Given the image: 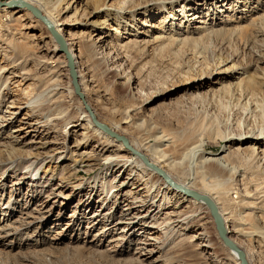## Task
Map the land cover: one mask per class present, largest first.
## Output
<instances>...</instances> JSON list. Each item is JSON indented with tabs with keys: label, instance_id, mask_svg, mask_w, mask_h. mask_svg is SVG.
I'll return each mask as SVG.
<instances>
[{
	"label": "rangeland",
	"instance_id": "rangeland-1",
	"mask_svg": "<svg viewBox=\"0 0 264 264\" xmlns=\"http://www.w3.org/2000/svg\"><path fill=\"white\" fill-rule=\"evenodd\" d=\"M7 1L17 0L0 3ZM116 1L123 2L99 0L105 8L93 19L99 23L95 38L107 32L106 41L116 48L117 66L122 68L105 72L100 65L91 72L97 83L88 82V98L97 117L110 127L119 123L120 114L130 111L131 125L120 127L128 140L143 135L154 144L165 133L176 142V148L201 140L202 147L188 152L181 162L184 166L171 172L184 183L213 189L215 197L225 198L220 200L222 204L235 200L242 176L248 191L264 187V171L245 155L244 160L233 159L236 154L231 159L239 179L226 172L209 180L214 162L200 165L202 156L218 157L226 152L224 148L237 145L226 138L240 139V132L264 126V0H128L124 16L110 9ZM10 10L14 13L10 19H0V114L14 99L25 104L46 88L48 71L39 67L45 56L35 42L50 43V49L54 48L50 33L34 18L25 23L34 26L37 40L21 37V24L15 19L24 8L14 5ZM105 20L107 27L101 25ZM160 35L164 39L156 42ZM130 40L141 46L134 51L120 50ZM81 69L85 72L83 65ZM63 81L67 89H73L70 75ZM74 96L73 107L57 101L53 106L34 108L29 122H45L43 116L66 111L68 119H79L83 112L77 107L83 105ZM52 108L56 109L50 112ZM29 110L0 131V264H236L225 243L226 248L218 240L207 209L183 202L171 190L165 199L166 190L158 177L134 168L131 156L117 152L115 146L104 147L106 143L85 122L72 129H66L63 120L44 126L33 148L28 144L34 135L20 145L13 144L8 136ZM86 132L89 141L81 136ZM256 147L263 150L264 140ZM117 154L125 161L113 168L106 158ZM132 172L148 182L155 191L152 196L150 188L139 194L134 189L122 191L124 198L113 192L118 189V179H126ZM223 180L227 182L221 183ZM157 198L163 210L159 216L141 222L132 237V233L123 235L126 224L117 226V222L127 205L134 203L136 213ZM188 206L207 218L203 228L214 244L209 251L200 252L199 241L193 243L202 231L195 219L187 229L166 220L167 212ZM149 236L157 239L147 249H140L141 241ZM241 243L252 250L249 242ZM257 253L251 256L252 264H264V245Z\"/></svg>",
	"mask_w": 264,
	"mask_h": 264
},
{
	"label": "bare ground",
	"instance_id": "bare-ground-1",
	"mask_svg": "<svg viewBox=\"0 0 264 264\" xmlns=\"http://www.w3.org/2000/svg\"><path fill=\"white\" fill-rule=\"evenodd\" d=\"M21 1L37 8L42 13V15L50 22V24L57 32V34L61 36L65 41L68 51L72 55V58L75 63V67L78 75V83L81 88V92L84 95L87 104L89 103L88 105L92 110V112L94 113L97 120L101 124L107 126L112 132L116 133L121 137L126 138L124 131L121 130L120 127L121 125L122 126L131 125V119H130L131 116L129 114L130 111H125L124 113L120 114L119 117L121 118L119 119V123L115 126L112 125L109 127L108 125L104 124V122H102V120H100L99 117H97V115L93 111L95 109H93L92 104L88 98V90H90L88 88V82L89 84L91 83L93 85L94 83H97L93 79L94 75L93 76L91 75V72L94 71L95 68H98L100 65H102L105 72H119V70L121 71L122 69L121 66H117L119 57L116 56V53L114 52L115 47L109 45V43H107L106 41L107 32L104 31L105 33L99 35L97 39L95 38V33L99 29V23L94 22L93 19L95 18L98 12L104 11L103 9L105 8V5L100 6L98 3L99 0H88V1L87 0H72V1L71 0H57V1L21 0ZM92 1L94 3L93 4L94 6L91 3ZM127 1L128 0H123V2L116 1L112 4L110 9L116 11L117 15L124 16L126 15L125 12L126 10L124 8L126 5H128ZM9 2L10 1H7L6 4H8ZM44 3H47L50 6V8L47 9ZM8 11H12L8 6L0 8V19L2 20L10 19L14 13ZM244 12H247V10L245 9ZM30 18H34L37 22L45 26V28L48 30L51 36L50 42L54 43V48L50 49L51 47V46L49 47L50 43L49 44L46 43V45H43V42H41V44L35 42V46L37 50L41 54H44L45 56L43 59L41 58V61L39 62L40 64L39 67L41 70L48 71V85H46L45 89L36 93L33 96V98L25 104H22L17 99H14L9 104V106L6 107V110L2 114H0V131L9 128V126L12 123L17 121L20 114L24 110H26V108L30 109L29 112L25 114V117L21 121L20 126L18 128L13 129L11 131L10 136H8V138H11L13 144L20 145L23 143L25 138L34 135V138L28 144L30 145L31 148H33L32 144H36L35 139H37L38 136L42 133L44 126L47 127L49 124L57 123L63 120V123L66 126L65 128L72 129L76 127L78 128L79 126L82 125V122H85L86 124L84 126H88L89 128L88 130H91L90 132H92L95 136L100 137L106 143L104 147H107V145L115 146L117 152L126 153L131 156L132 159L130 160H132L133 164H136L133 166L134 168L136 166L138 170H143L144 172L150 173V175L154 177H158L159 181L163 183L162 184L163 189L166 190V192L164 193L165 199L168 198L169 195L168 192L169 190H171L172 194H174L176 197H180L183 202H192L195 204V206L196 205L200 206L198 208L202 209L203 207L207 209L214 222L216 234L219 238L218 240L225 247L224 242L221 240L220 235L217 231L213 214L210 208L208 207L207 203L203 200V198L196 200L184 195L182 192L176 190L175 188L167 184L165 179L161 177L157 171H162L167 176L168 179H170L172 182H174L184 190L195 192L202 197L209 198L215 204L217 211L221 217V222L226 232L227 239L231 241L232 244L239 251L245 254L248 264H252L251 256L254 254L257 255L258 254L257 251L262 249L264 245V187H261L258 184L259 186H255L253 190L248 191L249 189L245 184L246 178L242 176L243 178L242 179L240 178L241 180L239 181L236 180L238 182L237 184L238 189L236 190L237 192L234 197L235 200L233 199L225 200V202H223L222 204L220 200H224L225 198L223 199L222 195L220 196L218 195L217 197H215L211 193L213 189L207 190L205 188H197V186L187 184L186 182L184 183L178 180L171 172L172 169L174 168L177 169V167L181 168L184 166V164H182L181 162H183L188 152H190L191 150H197L202 147L200 144L201 140H195L191 144L187 143L186 145L180 146V148H176V142L172 139L170 135H167L165 133H162L161 136L156 137L154 139L155 142L154 144H152L151 141H149V139H145L144 138L145 136L143 135L139 136L136 139V141L132 139L128 140L126 138L129 141L131 147L149 162L150 166L147 165L142 158L134 155L132 152L127 150L122 143L118 142L115 139H112L110 136H108L104 131H102L99 127H97L94 124L93 119L91 118L89 112L86 110L82 100L76 95L71 76L70 79L73 89L72 87H70V89L69 88L67 89L64 86L63 78L66 77L67 74L70 75L68 60L66 55L61 52L59 44L55 40L50 30L47 28V26L42 22V20L36 18L32 12L28 11L27 9H24L23 12L18 16V18L15 19V22L21 24L20 26L21 30H18V34L26 40H32V42L37 40L38 37H36L33 34L34 26L32 24L25 23ZM166 19H168V17ZM101 25L107 27L108 25L107 20L104 21V24L101 23ZM11 30L15 31L16 29H11ZM113 30L116 31L117 33L119 32L118 29H113ZM163 39L164 37L160 35L155 38V41L160 42ZM139 44L140 43L137 42L136 40H130L128 43L120 45L121 49L120 48L117 49L124 50L125 52L134 51L141 46ZM82 65L85 68V72L84 69L83 70L81 69ZM24 74H26V72L21 73V75ZM88 75L90 76L89 81L87 80ZM95 87L96 86L93 87L94 90ZM74 95H76L77 100L82 103L85 109L84 111L83 106L81 105L82 108H80L78 104L77 107L78 110L83 112L82 113L83 116L80 117L79 119H74V120L68 119L69 115H68V111H66L57 114H50V115L48 114L46 115V117L43 116L42 119H44L45 122H43V120H38L36 122H29V119L32 117L30 115V111L33 112L34 108H43L47 105L53 106L57 101L66 102L70 107H73V99L75 97ZM56 108H60V106H57ZM56 108L49 109V111L52 112ZM89 135L90 134L87 132L81 135L84 138L83 141H89L91 138ZM237 136H239L240 139L237 138L235 139L232 137L226 138L227 142H234L237 145L234 148H226V149L224 148L226 152L223 155L214 158L211 157L206 158V156H202L200 162L201 166H204L208 162H214L215 164L214 165L215 168L212 167V170L209 171L210 172L208 174L209 180L217 179L220 174L222 175V173H226V172L233 173L235 175L234 178L239 179L241 175L236 170L233 164L234 162L232 161H234L233 159L238 160L239 158H241V160H244L243 159L244 155L246 156L245 158L248 157L250 161L255 162L259 166V168L264 171V149L260 150V148L256 147L257 142L259 140H264V126L258 129L257 127L253 129H246V131L240 132ZM7 144L9 145V142H7ZM96 148L99 149L98 146H96ZM91 154L92 153H84V155L86 156H92ZM235 154L237 156L233 157V155ZM31 157H33L32 154L29 155V158ZM124 159L125 157L123 156L121 157L119 154H117L116 156H109L106 158L107 163H109V165H111L112 167L114 164H115L114 167L120 166L122 163H124L125 161ZM34 164H36V162ZM115 168H119V167H115ZM133 173L134 172H132V175L128 176L126 179H121V178L118 179V184L115 187L116 189L117 188L118 189L113 191L118 195V197L124 198L123 193H121L122 191H126V190L133 191L134 189L136 191V194L137 193L139 194L140 192L142 193L144 189L150 188L148 182L146 180H143V177H141L140 174H138V177L136 178V174L133 175ZM118 177H121V175H119ZM197 179H199V177L195 176L194 180L197 181ZM226 182L227 180L221 181V183L224 184ZM142 184H143V188H139L140 186H142ZM150 190L151 191H148V194L149 196H152L155 193V191H152L151 188ZM158 200L159 199L157 198V200L155 199L153 201H148L147 203L145 202L146 203V205L144 204L145 207H141L142 210L136 213H135V209L132 208L134 207V203L133 205L132 203H129L127 205L126 213L122 215L119 222H117V226L121 224H126L124 231H122L123 235H127L126 233H132V235H130V237H132L137 233L138 227L140 226L141 222L147 221L149 219H156L159 216V214L163 211L162 207H160L162 206V204L159 205L157 204L158 202H160ZM236 207H237V211H235ZM191 208L190 206H188L186 207V209H181L180 211H169L164 215L166 216V220H168L170 224L175 225V227L182 229L183 228L187 229L186 227L189 225V223L193 219H195L199 223V226L201 227L202 231H200L198 237L196 236L195 237L196 239H193L194 241L193 240L192 241L193 243L195 241H199L198 249L200 250V252L209 251L213 248L214 244L210 240V236L206 232V229L203 228L205 224H207L206 223L207 218L205 216H200L199 214L196 215V213L193 211L195 209H191ZM192 212L194 213V215L192 214ZM118 238L117 241L123 240V238L121 239ZM156 239L157 238L153 236H149L148 238L143 239L140 243L141 246H139L142 247L140 249H147L148 247L151 246L150 242L155 241ZM188 240L190 241L191 239ZM242 240H244L245 242L246 241L249 242V244H251L252 250L245 249L243 247V244L241 243ZM226 249L230 254V256L235 260L236 264H241L238 253L232 248L227 247Z\"/></svg>",
	"mask_w": 264,
	"mask_h": 264
},
{
	"label": "water",
	"instance_id": "water-1",
	"mask_svg": "<svg viewBox=\"0 0 264 264\" xmlns=\"http://www.w3.org/2000/svg\"><path fill=\"white\" fill-rule=\"evenodd\" d=\"M22 6L24 9H27L28 11L32 12L33 15L42 20V22L47 26V28L50 30V32L52 33V35L54 36L55 40L57 41V43L60 46V50L62 53H64L67 57L68 60V65H69V69H70V76L73 82V86L76 92V95L82 100L86 110L89 112L91 118L93 119L94 124L99 127L102 131H104L108 136H110L112 139L117 140L118 142L122 143L125 148L127 150H129L130 152H132L134 155L139 156L140 158L143 159V161L150 166L149 162L142 156L140 155L138 152H136L130 145L129 141L124 138L121 137L119 135H117L116 133L112 132L107 126L101 124L97 118L95 117L94 113L92 112V110L90 109L89 105L87 104V102L85 101L84 95L81 92V88L79 86L78 83V75H77V70L75 67V63L74 60L72 58V55L70 54V52L68 51L67 45L65 43V41L63 40V38L61 36H59L57 34V32L54 30V28L52 27V25L50 24V22L42 15V13L35 7L24 3L21 0H17L11 3L6 4V2L4 4L0 3V8L8 6L9 8L13 7V6ZM158 174L163 177L165 179V181L167 182V184H169L171 187L175 188L176 190L182 192L184 195L191 197L193 199L199 200L200 198H203V200L207 203L208 207L210 208L213 217H214V221L216 223V227H217V231L220 235V238L222 239V241L225 243V245L229 248L234 249L238 255H239V259L241 261V264H248L247 260H246V256L243 252L239 251L233 244L231 241H229L226 237V232L223 228L222 222H221V217L217 211V208L215 206V204L207 197H202L199 194L195 193V192H191V191H186L183 188L179 187L177 184H175L174 182H172L170 179L167 178V176L162 172V171H157Z\"/></svg>",
	"mask_w": 264,
	"mask_h": 264
}]
</instances>
